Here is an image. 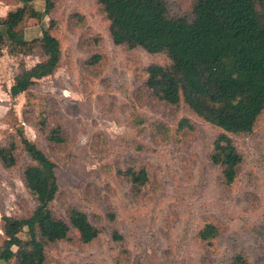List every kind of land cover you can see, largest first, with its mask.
I'll use <instances>...</instances> for the list:
<instances>
[{
    "label": "rangeland",
    "instance_id": "rangeland-1",
    "mask_svg": "<svg viewBox=\"0 0 264 264\" xmlns=\"http://www.w3.org/2000/svg\"><path fill=\"white\" fill-rule=\"evenodd\" d=\"M52 1L51 11L28 19L23 30L30 41L50 29L61 47L57 69L31 90L35 106H25L24 93L11 97L9 88L19 64L29 67L41 56L36 51L9 55L6 48L0 56V144L14 132L12 122H20L26 137L57 166L53 210L64 216L67 207H78L98 229L89 243L72 231L68 239L47 246V264H227L237 251L249 264H264V112L250 133L231 135L242 161L235 180L225 185L220 168L208 159L220 129L182 102L156 101L141 86V69L167 58L115 45L96 0ZM166 2L173 15L190 14L192 0ZM29 4L44 12L45 0ZM20 5L0 0V16ZM93 54L101 59L88 64ZM40 108L48 128L61 127L63 142L50 144L37 131ZM140 118L143 126L137 124ZM133 157L146 163L150 175L138 192L118 172ZM28 162L19 149L14 167L0 163V216L33 209L21 173ZM206 220L219 227L209 244L196 237ZM114 230L122 242L113 239Z\"/></svg>",
    "mask_w": 264,
    "mask_h": 264
},
{
    "label": "trees",
    "instance_id": "trees-1",
    "mask_svg": "<svg viewBox=\"0 0 264 264\" xmlns=\"http://www.w3.org/2000/svg\"><path fill=\"white\" fill-rule=\"evenodd\" d=\"M22 5L0 16V56L38 52L41 59L27 67L19 64L9 88L11 97L24 93L25 106H35L32 88L37 80L53 74L61 57L60 42L50 29L27 41L24 25L30 18L48 14L52 0H45L44 12L19 0ZM108 20V30L115 45L141 48L149 54H162L166 63H151L142 71L141 86L156 101L168 105L181 102L195 116L220 129L208 154L209 161L220 168V177L230 185L236 177L242 156L232 134L250 133L264 112V0H192L189 15H173L166 0H96ZM101 59L93 54L88 64ZM134 108V106H133ZM135 112V111H134ZM37 131L48 143H61V127H47L46 114L40 108ZM185 120L179 122L182 126ZM145 119L137 120L138 125ZM14 132L0 144V163L5 168L17 164L21 149L29 162L22 166L25 189L34 200L27 215L0 216V262L5 264H47L46 247L66 240L72 231L80 241L89 243L98 234L87 213L69 206L66 215L57 214L52 202L58 195L57 166L46 152L26 137L23 125L12 122ZM119 174L135 191L150 180L146 163H127ZM219 235V227L204 221L196 237L206 244ZM113 239L122 242L116 230ZM227 264H249L247 256L237 251Z\"/></svg>",
    "mask_w": 264,
    "mask_h": 264
}]
</instances>
